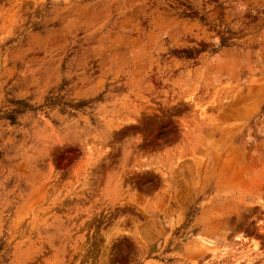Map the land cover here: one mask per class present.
Segmentation results:
<instances>
[{
    "label": "rangeland",
    "instance_id": "obj_1",
    "mask_svg": "<svg viewBox=\"0 0 264 264\" xmlns=\"http://www.w3.org/2000/svg\"><path fill=\"white\" fill-rule=\"evenodd\" d=\"M0 264H264V0H0Z\"/></svg>",
    "mask_w": 264,
    "mask_h": 264
}]
</instances>
